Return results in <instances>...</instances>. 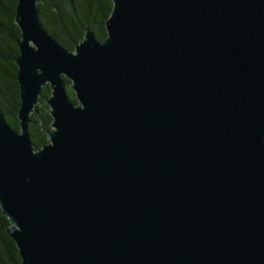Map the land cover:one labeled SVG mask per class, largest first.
Here are the masks:
<instances>
[{"label": "water", "instance_id": "obj_1", "mask_svg": "<svg viewBox=\"0 0 264 264\" xmlns=\"http://www.w3.org/2000/svg\"><path fill=\"white\" fill-rule=\"evenodd\" d=\"M41 1L15 7L19 129L0 111L21 264H264V0H111L74 50Z\"/></svg>", "mask_w": 264, "mask_h": 264}, {"label": "trees", "instance_id": "obj_2", "mask_svg": "<svg viewBox=\"0 0 264 264\" xmlns=\"http://www.w3.org/2000/svg\"><path fill=\"white\" fill-rule=\"evenodd\" d=\"M17 0H0V111L8 125L19 129L17 111L20 105L19 86L16 81L18 56L17 40L20 30L15 24ZM112 9L111 0H42L39 4V19L47 32L66 50H74L86 30H90L97 40L106 36L105 21ZM67 93L76 104L74 94ZM50 89H42L38 112L30 115L28 127L33 146L38 149L47 143L45 131L50 129L51 116L44 102ZM9 220L0 211V264H21L15 242L7 234Z\"/></svg>", "mask_w": 264, "mask_h": 264}]
</instances>
